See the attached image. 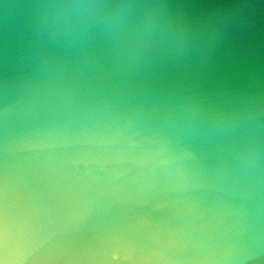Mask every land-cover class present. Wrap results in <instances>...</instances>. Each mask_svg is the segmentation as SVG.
Wrapping results in <instances>:
<instances>
[{
	"label": "water",
	"instance_id": "1",
	"mask_svg": "<svg viewBox=\"0 0 264 264\" xmlns=\"http://www.w3.org/2000/svg\"><path fill=\"white\" fill-rule=\"evenodd\" d=\"M0 264H264V0H0Z\"/></svg>",
	"mask_w": 264,
	"mask_h": 264
}]
</instances>
